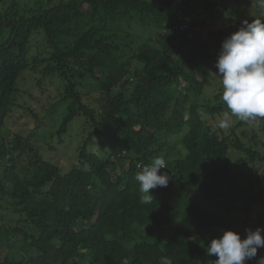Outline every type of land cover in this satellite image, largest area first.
Returning <instances> with one entry per match:
<instances>
[{"label":"trees","instance_id":"16d2710c","mask_svg":"<svg viewBox=\"0 0 264 264\" xmlns=\"http://www.w3.org/2000/svg\"><path fill=\"white\" fill-rule=\"evenodd\" d=\"M258 10L259 0H0V264H213L212 238L264 227L262 215L250 221L264 213V155L243 140L262 139L264 120L218 126L228 109L215 67L224 39ZM222 13L200 39L195 27ZM29 70L41 90L45 78L64 82L53 137L73 123L79 132L56 161L33 141L41 118L19 98ZM155 157L171 178L145 205L135 177Z\"/></svg>","mask_w":264,"mask_h":264},{"label":"clouds","instance_id":"9594fccd","mask_svg":"<svg viewBox=\"0 0 264 264\" xmlns=\"http://www.w3.org/2000/svg\"><path fill=\"white\" fill-rule=\"evenodd\" d=\"M264 9V0H259ZM221 78V99L228 111L219 120L220 128L229 127V113L242 121L264 120V11L251 20L242 21L239 29L222 42L215 65ZM169 169L163 157H155L136 174L140 202L148 205L154 201L152 189L167 187ZM246 236L234 229H226L206 244L209 256L217 257L213 264H246L257 257L264 248V227L245 230ZM257 264H264V256Z\"/></svg>","mask_w":264,"mask_h":264},{"label":"rangeland","instance_id":"374dc122","mask_svg":"<svg viewBox=\"0 0 264 264\" xmlns=\"http://www.w3.org/2000/svg\"><path fill=\"white\" fill-rule=\"evenodd\" d=\"M256 10H257L256 4H253V6H251V8L249 9V12H253ZM257 12L258 14H260L259 10ZM240 17H243V15L241 14L238 15V18ZM225 20H226V14L222 13L215 20V23L214 21L212 22V20L208 19L206 20L204 26L195 27L194 32H196L198 35L200 33V39L202 38L204 40L205 39L208 40L210 39V36L212 34V33L209 34L210 30L217 29L216 26H221L225 22ZM136 31L138 35H143L144 37H147L148 33L143 32L141 26L134 28V32H135L134 34H136ZM191 33L193 34V32ZM211 39L213 40L215 39L213 35ZM126 41H127L126 39L123 40V42H126ZM39 77H41V74L38 71L33 72L29 70L28 72L27 71L25 72V74L19 80V84L24 89L25 93L23 92L24 93L23 94L21 92L19 94V98H21L22 96L25 100V105L34 108L41 118L36 134L33 137V141H36V144L40 148V152L44 158L56 161L57 156H59L60 153L63 152L61 148V146L64 145L63 143L67 142L71 150L75 148V141L77 140V135L79 134V132L78 131L75 132L73 128V124H74L73 123L72 126L70 127L69 133L63 136L62 142H59L56 137H53L54 131L58 128V126L60 125L63 119V116L66 113L65 102L57 101L58 100L57 97H60V94L64 90V82L56 75L52 76L50 79L45 78L43 89L41 90L37 86V82H36L37 78ZM217 79L218 77L213 78L214 81H216ZM84 85L85 86H83L80 89H83V93L85 94V100L90 101V102L95 101V98L97 97L96 93H93L90 95L86 93V90H88V87H89L88 86L89 82L88 81L85 82ZM217 89H218V86H217ZM53 103L58 104V105L55 109L51 110L49 107H51ZM22 112L25 113L26 116H28V114H26L28 112L25 111V109H22ZM25 118L26 120L31 119L30 116L25 117ZM239 121L240 119H238L237 117L231 116V114L229 113V126H233V125L236 126ZM252 124L256 128L259 127V122H257L256 120L252 121ZM247 128L248 126H245V128L243 127L238 128L237 132L241 133L242 130H245ZM261 133H262L261 134L262 139L259 137L256 138V141L258 140V142H256L255 140L253 141L251 140L252 133H248V135L245 136L243 140L247 145L249 144V146L255 149L257 148L261 152V154L264 155V132H261ZM94 151H97V149L96 150L94 149ZM255 172H257L259 179L260 177L263 178L264 177V163H260L257 161L255 165ZM261 210H262L261 207L258 206L253 211L252 219L250 220L252 223L258 221L261 215L262 217L264 216V213ZM263 210H264V207H263ZM248 228H251V227L242 228L243 229L241 231L242 238L246 236L247 233L245 230Z\"/></svg>","mask_w":264,"mask_h":264}]
</instances>
